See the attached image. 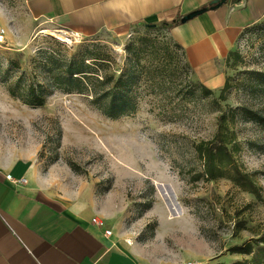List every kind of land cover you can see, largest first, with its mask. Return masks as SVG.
Here are the masks:
<instances>
[{
    "label": "rangeland",
    "instance_id": "obj_1",
    "mask_svg": "<svg viewBox=\"0 0 264 264\" xmlns=\"http://www.w3.org/2000/svg\"><path fill=\"white\" fill-rule=\"evenodd\" d=\"M0 3L8 17L0 45V155L35 151L45 167L60 164L101 192L116 191L129 205L125 221L145 220L139 238L166 264L249 259L229 249L264 232V122L251 120L264 117V21L246 29L224 61L230 89L223 100L220 90L205 98L195 88L200 81L164 24L82 37L30 20L23 0ZM83 63L98 77L139 75L136 114L114 120L91 105L90 93L52 88L54 74ZM38 85L44 106L25 104L22 96ZM222 115L237 134L238 167L216 181H196L202 164L194 145L214 137ZM238 171L256 175L262 199L233 182Z\"/></svg>",
    "mask_w": 264,
    "mask_h": 264
},
{
    "label": "crops",
    "instance_id": "obj_2",
    "mask_svg": "<svg viewBox=\"0 0 264 264\" xmlns=\"http://www.w3.org/2000/svg\"><path fill=\"white\" fill-rule=\"evenodd\" d=\"M216 1L23 0L30 20L53 21L82 37L105 32L125 36L208 7L170 33L184 48L198 80L214 91L225 84L223 63L242 33L264 21V0H228L211 9ZM7 18L0 3L4 28ZM36 153L10 149L0 155V264L167 263L139 238L145 220L125 221L130 209L123 196L116 200V191L101 192L92 180L60 164L45 167ZM8 175L26 183L14 184Z\"/></svg>",
    "mask_w": 264,
    "mask_h": 264
},
{
    "label": "trees",
    "instance_id": "obj_3",
    "mask_svg": "<svg viewBox=\"0 0 264 264\" xmlns=\"http://www.w3.org/2000/svg\"><path fill=\"white\" fill-rule=\"evenodd\" d=\"M181 20L182 17L174 23L164 25L168 29H172L181 24ZM183 52L186 57L184 49ZM187 64L194 72L188 61ZM90 70L91 66L85 63L81 66L68 65L65 71L53 75L51 86L54 90L67 94L90 93L92 96L91 105L104 116L114 120L136 114L139 105L135 84L140 80L139 75L134 77L130 72H127L119 77L113 75L98 77ZM49 72L53 74L54 71L50 69ZM195 88L200 89L205 98L215 94L214 90L209 89L201 82L196 83ZM229 89L230 86L226 78L224 86L220 89V97L223 100ZM12 94L20 96L16 94L15 90H12ZM45 95L46 91L41 85L37 87L30 86L26 95L22 96V98H24V103L29 106L42 107L46 101ZM251 120L264 122V117L254 115ZM238 146L237 134L230 127L228 115H222L219 118L218 129L214 137L194 145L197 158L202 164V171L197 173V177L194 180L203 179L206 182H212L230 174L238 167L235 155L238 151ZM71 166L77 171L75 165ZM236 176L232 178L236 185L258 199L263 198V187L257 182L256 175L238 171ZM229 253L249 257V259L238 261L236 264H264V232L257 239L231 247Z\"/></svg>",
    "mask_w": 264,
    "mask_h": 264
},
{
    "label": "built area",
    "instance_id": "obj_4",
    "mask_svg": "<svg viewBox=\"0 0 264 264\" xmlns=\"http://www.w3.org/2000/svg\"><path fill=\"white\" fill-rule=\"evenodd\" d=\"M7 32H8V30L0 24V45L4 44L6 42ZM7 179L12 181L14 184H17V185L26 183V180H24V179L23 180H16L11 175H8ZM94 223L96 225L103 226V223L99 219H94ZM106 234L111 235V231H106ZM182 264H197V263L192 262V261H185Z\"/></svg>",
    "mask_w": 264,
    "mask_h": 264
},
{
    "label": "water",
    "instance_id": "obj_5",
    "mask_svg": "<svg viewBox=\"0 0 264 264\" xmlns=\"http://www.w3.org/2000/svg\"><path fill=\"white\" fill-rule=\"evenodd\" d=\"M227 1L228 0H220L218 2L216 1V3L214 5H212V7H210V8L211 9H217V8L221 7ZM208 10H209V8L206 7V8L200 9L198 11L192 12V13L186 15L185 17H183L182 22L186 23L187 21L192 20L193 18H195V17L207 12Z\"/></svg>",
    "mask_w": 264,
    "mask_h": 264
}]
</instances>
